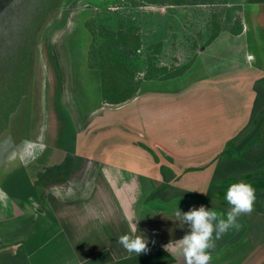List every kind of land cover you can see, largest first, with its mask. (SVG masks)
<instances>
[{
  "label": "rangeland",
  "instance_id": "obj_1",
  "mask_svg": "<svg viewBox=\"0 0 264 264\" xmlns=\"http://www.w3.org/2000/svg\"><path fill=\"white\" fill-rule=\"evenodd\" d=\"M35 1L27 0L26 4L24 0L20 1L14 9L19 12L23 5L27 6ZM253 2L226 0L222 4L133 6L131 0H75L68 4L65 10L57 11L48 18L38 33L35 45L32 47L30 44L27 47L28 51H33L32 59L29 56L26 60L28 62L23 60L27 55L23 35L31 33V29L25 30L21 36L18 34L13 44L12 39L17 35L16 32L22 31L19 26L22 16L18 17L19 13L12 12L16 17L14 24L10 26H7L9 19L0 18V38H3L0 41V92H7V96L11 94L10 98L6 97L4 100V105L12 104V98L18 93L33 96L31 133L25 139L26 142L23 140L22 147L19 146L18 154L9 158L8 163L5 161L0 165V244L20 242L15 255L20 264H61L62 261L64 264L71 249L76 254L82 253V241L72 244L63 242L61 234L54 235L55 231L64 230L66 224L59 228L55 225L60 221L54 218L57 211L53 210L50 203L53 198L60 202L67 201L65 194L71 192L68 189H99L97 185H103L95 163H90L86 168L84 163L79 162L77 165H80V168L74 173L70 172L72 162L66 153L77 154L72 150L74 147L89 159L88 155L94 146L93 160H98L101 155L95 154L102 153L101 145L106 146L109 153L105 155L106 158L104 155L102 158L118 165L121 171L120 179L122 177L125 182H131L141 178L143 187L133 191L139 225L140 222H146L147 217L154 225L151 212L149 216L146 215L145 208L148 205L170 212V215H167L168 220L172 215L176 219L174 212L180 205L184 208L180 209L181 212L199 208L201 205L207 209L226 212L230 206L222 195L230 183L241 180V174L253 170H259L254 176L264 179V171L261 170L264 167L261 162L264 160L258 162L264 157V125L260 128L258 138L253 135L247 142L242 143V149L238 146V143L245 139L244 135L254 128V119L262 120L257 122V125L264 124V71H254L255 67L257 70L256 63L264 59V48L261 47L264 45V34L260 36L249 33L244 37L245 35L240 34L242 31L240 35H233L230 31L236 19L241 22L242 19L251 18L250 14L254 9L264 10V5ZM212 15H215L221 30L218 37L205 46L211 30ZM90 17H94L97 24L109 23L114 26L118 20H122L139 28L141 48L135 60L141 68L144 67L145 57L152 55L149 45L157 40L163 42V49L156 56L159 64L172 67L183 64L194 56L193 62L186 72L178 77L144 80L136 93L137 98L133 100L107 104L103 98L99 99L97 75L94 74L97 72L88 66L87 51L90 38L84 22ZM248 24L252 29L253 24ZM5 43H10L7 49ZM19 55H24L23 59L18 57ZM52 56L60 65V71L54 63L51 65L49 57ZM53 72L57 75L54 76ZM30 77L33 83L29 81ZM148 98L149 104H140ZM2 101L3 98L0 100V107ZM137 101L138 104H135ZM124 105L129 106L121 110ZM26 107L25 102L19 105V115L26 111ZM20 122L11 125L15 135L25 130L28 120L26 122L23 117ZM117 124H125L128 127L121 128ZM17 128H20L21 132H17ZM26 134L28 135V130ZM15 135H11L14 140ZM138 139L154 161L156 158L161 161H155V167L147 166L148 157L140 159L139 153L133 148ZM66 145L68 151L63 150L62 146ZM246 147V154L255 158L252 159L250 168L243 167L246 164L241 162L239 168L236 165L235 171L232 168V171L228 169L227 172L215 176L216 170L220 169L225 161H229V157L241 159L242 157L238 156ZM224 149L227 153H220ZM204 150H207L204 153H208L202 163L205 167L189 169L186 173H179V170L170 168V165L176 169L183 166L184 162L199 161L198 156ZM57 151L64 154L59 156L58 160L62 162L58 165L57 161L52 162L50 158ZM191 152H198V156L182 159L181 163L172 158L175 154L188 156ZM260 154L262 156L257 160ZM144 159L145 161H142ZM126 166L137 170H128ZM158 168H162L161 174H158ZM236 168L241 170L236 171ZM213 172L215 179L233 177L235 180H227L222 189L219 186L222 183L218 181V186L210 188L214 189V194L208 197L205 191ZM165 180L168 185L159 187V183H164ZM122 185L123 188L126 186L124 183ZM127 189H130L129 186ZM173 192L183 194L176 198V203H166L161 199L162 195L165 197L163 193L170 195ZM261 193L260 198L263 200L261 203L255 201L254 207L264 210V190ZM218 202L221 204L215 205ZM38 206L49 210L50 220L53 219L51 223L43 221L41 215L36 216L31 212V207H34L41 213ZM154 220L155 231L159 230L157 235L162 237L164 219L155 214ZM248 223L250 224L249 221ZM180 227L181 230L189 231L188 224L181 222ZM234 230L235 228L230 229L224 235L232 237ZM224 239L222 236L215 241ZM240 239L241 237L237 238L239 241L231 243L228 247L235 258H242L241 251L248 247L243 241L241 243ZM234 244L235 252H232ZM216 247L218 244H214V248ZM14 249L15 247L11 246L9 251ZM34 249L37 250V256L34 254L25 258V263L22 257L29 256ZM226 251L227 248L220 254L224 255ZM155 257V264L163 260L156 254L148 260V264L153 263ZM17 258L10 257L5 260L12 264ZM165 258L169 259L167 256ZM133 259L135 261L139 258Z\"/></svg>",
  "mask_w": 264,
  "mask_h": 264
},
{
  "label": "crops",
  "instance_id": "obj_2",
  "mask_svg": "<svg viewBox=\"0 0 264 264\" xmlns=\"http://www.w3.org/2000/svg\"><path fill=\"white\" fill-rule=\"evenodd\" d=\"M253 1H254L253 3L264 5V2H257L256 0H253ZM253 11L250 14L251 18L249 17L247 19L241 20L242 25H243V30L240 34L245 35L244 37H246V35L249 33H253L256 35L259 34L260 36L264 34V10L261 11V10L254 9ZM249 22L253 24L252 29L249 28V24H248ZM87 34H88V37L90 38L89 33ZM217 37L218 36H216V38ZM261 47L264 48V45H262ZM261 47L259 49H261ZM250 56L251 55H249V57ZM53 63L54 65L57 66V70L60 71L61 68L58 62H56L55 60H52L51 65ZM256 66H257V70H255L256 68L255 67L254 71L263 73L264 59H262L261 62L256 63ZM249 67L250 66H248V68ZM51 69H52V66H51ZM94 74L97 75V73H94ZM53 75L56 76L57 75L56 72L55 73L53 72ZM97 80H98V86H99L98 90L100 92L99 94V99H100L102 98V93L100 89V82H99L98 75H97ZM147 81H150V80H147ZM59 96L60 97L62 96L61 92H59ZM135 97H136V94L134 95V97L131 98V100H133V98ZM139 101H137L135 104H138ZM149 102H150V98L143 100L142 103L140 104L147 105L149 104ZM131 105H134V104H131ZM126 106H129V105L122 106L121 110H123ZM117 112L118 111H116L115 114H117ZM119 125L121 128H124V126L128 127V125H125V124H122V125L119 124ZM119 125L117 124V126ZM132 131L134 130L132 129ZM138 133L140 135L139 131ZM171 142H172V139L170 140V143ZM153 146L155 147L154 144ZM62 147L64 151H68L69 149L67 145L62 146ZM105 147L106 146L101 145L100 149H102V153L95 154L96 156L101 155V157H99L98 160L96 159L93 160L94 158H93L92 151L94 150V146H92L90 154L88 155L90 156L89 157L90 160L88 159V157L86 158L87 155H84V154L81 155V153H79L78 150L75 149L76 147H74V149L72 150H74V152H77V154L71 155V154L66 153L67 155L70 156V161L72 162V165H71L72 171H70L71 173H74L77 169L80 168L79 167L80 165H77V163L79 162L84 163L83 165L86 168L89 166L90 163H95L97 173L102 178L103 185L101 186L97 185L99 189H94V188L93 189H68V191H71V192H68L69 194L67 193L65 194V198L67 197V201L65 202L61 201L62 203L59 200H57V198L51 199L50 203H52V206L54 208L53 210L57 211V213H55V217L54 216L53 217L56 218L58 221H60V223L55 224V225H58V228H59V226H61L62 224H66V226L63 227V229L66 232L64 230H57L54 232V235L61 234L60 236H63L61 239L63 242L64 241L72 242V244H74L75 242L82 241V244H83L81 245L82 253L76 254L75 251L71 249V252L68 255L69 257L64 261V264H148V260H150V258L153 257L149 253L150 250L152 249H159L169 259L170 258L172 259L168 261L169 259L166 260V258L163 257L164 260L162 261L159 260L157 264H185V260L182 255H170L168 252L164 250V246L168 244L170 241L179 240L186 234L187 232L186 230L185 231L181 230V227H180L181 221H177V219H174V217H172L173 215L171 216L172 218L169 216L170 219L168 220L167 215H170V212H166L165 209H160L156 206L155 207H150L149 205L147 206V200H145L144 203L147 206V208H145L146 209L145 211H147L146 215L149 216L151 212L152 214L151 219L154 221V225H152L148 217L146 219V222H140L141 224L139 225V219H137V215H136L137 206H136V202L134 201L135 196H134L133 191L134 189H139V187H143L142 183H140L141 178L138 180L131 181V182L130 180L128 182H125L122 177L120 179L121 171L119 170L118 165L112 164L110 160L105 159L106 158L105 155L109 153V150H106ZM144 147L141 145V141L139 139L136 141V145L133 146L135 151L139 153L140 159L144 158L145 156L148 157L147 166L155 167L154 162L155 161L158 162L159 159L156 158V160L154 161L151 154L148 153L144 149ZM206 151L207 150L202 151L199 154V156H198V152H191L190 154H187L188 156H184V155L182 156V155L175 154L176 156H173L172 158L175 160V162L178 161V163H181L182 159L190 158L193 155L198 156L199 161L197 160L195 162H184L183 166L181 165L180 167L176 169L174 168V166L170 165V168H173L174 170H177V171L179 170V173H180V171L184 172V169L187 166L203 165L202 164L203 159L208 154V153H204ZM213 151H214V148L212 149V152ZM55 154H57V156H55ZM52 155L53 156L50 157L52 162L57 161L56 165L61 164L62 161L58 160V158L59 156L61 155L63 156L64 154L61 151H57L56 153L54 152ZM103 155L105 158H102ZM142 161H145V159ZM73 162L76 163V165ZM85 162L88 164H85ZM141 162H139L140 167H141ZM126 169L137 170V169L129 168L128 166H126ZM161 169L162 168H158L159 170V171L157 170L158 174L159 172L161 174L162 172ZM166 181L167 180H165L164 183H166ZM123 183L126 184L124 188L122 185ZM164 183L161 181L159 183V187L162 186V184ZM167 185H168V182L166 185H164V187ZM127 186H129L130 189H127ZM163 194L165 195V197L161 194L162 195L161 199H163V201H165L166 203H170V202L176 203L177 201L176 198H178V196L180 195H183L181 194V192H173L170 195L165 194V193ZM131 196L133 197L132 199H131ZM262 200L263 199L260 198L258 199V202L261 203ZM218 204H221V202L215 203V205H218ZM38 207H39V210H41V213L39 212L40 214L37 212L38 209L35 210L34 207H31L30 209L31 212H34L35 213L34 215L36 216L41 215L43 221H48L49 223H51L53 219L50 220L51 214L48 213L49 210L42 208L41 206H38ZM176 208H178L179 210L184 209L182 205L177 206ZM155 214H159L161 218L164 219L163 220L164 221V224H163L164 233L162 237H158L157 235L159 230L155 231L156 230L155 229L156 224L154 220ZM240 218L242 220L238 219V222L241 226L238 230L237 229L234 230L235 233L232 235V237L223 235L225 238L224 241L222 240L215 241V244H218V247L216 248L213 247L212 249L209 250L212 256L210 264H264V210L260 207L259 208L254 207V210L252 211L250 215L248 216L245 215ZM248 221L250 222V224L248 223ZM130 222H134L137 224L138 226L137 234L141 236H145L148 241L149 250L146 253H141L139 256L135 253H129L119 243L120 236L124 234H131V223ZM184 224L187 225V223H184ZM240 237H241L240 242L243 241L246 244L245 246H248V247L242 250L243 252L241 251L242 258L240 256L235 258L234 254L230 253V251L228 250V247L231 245V243L235 241H239L236 239ZM258 244H260V246H257ZM11 246L15 247V249L12 251H9ZM19 246H20V242H16V241L12 243L8 242L5 244H0V264H8L5 258H10V257H13L14 259L17 258L15 257V255H17ZM87 246L89 247L86 249ZM234 246L235 244L233 245V250L235 248ZM242 247H243V244L242 246L239 247V249L241 250ZM225 248H227V251L225 252L224 255H221L220 254L221 251L224 250ZM36 249L31 251V253L33 254L30 253L29 256L26 255V257H22V258L25 260V258L26 259L30 258V256L32 257L34 254L37 256ZM232 252H235V250ZM10 253L11 255L9 256ZM136 257H138L139 259L134 261L133 258H136ZM17 261H18V258L15 261H13L12 264L14 263L20 264L19 261L18 263ZM26 262L27 261L25 260V263ZM61 264H63V261L61 262ZM151 264H155V260L153 261V263L151 262Z\"/></svg>",
  "mask_w": 264,
  "mask_h": 264
},
{
  "label": "trees",
  "instance_id": "obj_3",
  "mask_svg": "<svg viewBox=\"0 0 264 264\" xmlns=\"http://www.w3.org/2000/svg\"><path fill=\"white\" fill-rule=\"evenodd\" d=\"M23 0H9L6 4L3 5V8L0 10V18L2 20L9 19V23L7 26H10L14 24L15 20V13H19L18 17H21V22L19 26L22 27V31L18 30L16 33L17 35L12 39L13 44L15 43L18 34L21 36L23 35V32L25 30L31 29V33L23 35V43L26 44L25 48L27 49L25 56V59H23L24 55L21 57L20 55L18 57H21L24 62L27 59H32L33 51H28V46L31 44L32 47L36 43V38L38 37V33L41 30L42 26L45 24V22L55 14L57 11H63V9L70 4L71 2H74L75 0H36L35 2H32V4L29 5H23L21 11H17L14 9L18 6V3ZM27 0H24L26 4ZM257 2H264V0H256ZM226 0H131V5L133 6H140V5H162V4H197V3H208V4H222L225 3ZM15 5V6H14ZM4 10V13H3ZM65 10V9H64ZM15 13H12L14 12ZM17 17V18H18ZM20 19V18H19ZM211 30L208 36V39L205 41V46L211 43L212 40L216 38V36L219 34L221 30V26L219 22L217 21L215 15H212L211 17ZM84 25L86 29L88 30L89 36H90V43L88 46L87 51V60H88V66L89 68L95 70L97 72L99 82H100V89L102 93L103 101L107 104H120L123 103L132 97L137 93L139 90L142 82L144 80H165V79H171L174 77H177L181 74H183L192 64L194 56L186 61L183 64L180 65H174L172 67H168L164 64H159L157 61V55H159L163 49V42L161 40H157L152 42L149 47L152 48V55H147L144 60V67L141 68L139 64L136 62L137 53L141 48V35L139 33V28L134 27L133 25L129 23H125L122 20H118L116 24L113 26L109 23H101L97 24L96 19L94 17H90L87 20H85ZM230 31L233 35H237L242 31V23L240 20L236 19L231 27ZM3 38H0V41H2ZM6 41V40H4ZM22 42V40H21ZM10 46V43H5L6 49ZM17 46V45H16ZM14 47L16 50L17 47ZM5 49V48H4ZM13 49V48H12ZM25 49H22L24 51ZM7 51V50H6ZM6 53V52H5ZM21 53V52H20ZM49 56H51L50 51L48 52ZM9 55H5V57H8ZM51 61L53 60V56L49 57ZM33 62V61H32ZM33 65V63H32ZM31 65V66H32ZM31 69V67H30ZM32 74V72H30ZM5 76V75H4ZM34 77V76H33ZM0 75V79H1ZM7 78V76H6ZM5 79V78H3ZM19 79V77H18ZM29 81H32L31 77L29 78ZM1 83V82H0ZM32 83H30L32 85ZM2 84V83H1ZM0 84V85H1ZM32 87L29 88L31 90ZM0 100L3 98L1 107H0V122L2 123V127L0 128V138L5 135L6 133H10L11 135H15L11 125L16 124L21 121V118L23 120V117L25 118V121L27 122L25 130L21 132L20 128L16 129L17 132H21L20 136L22 138L27 139L31 133L32 130V105H33V96H31L32 92H30V96L28 97L26 94L22 95V93H18L16 97L12 98V104L10 105H4V100H6V97L10 98V95H8L7 92H0ZM27 106L26 111L23 112L22 115H19V112L17 111L19 105L21 103H24ZM31 109V110H30ZM31 113V114H30ZM253 119V118H252ZM254 128L251 130L250 133L244 135L245 139H243V142H239L238 146L242 149V143L247 142V139L251 136H255V138H258L260 134V128L263 127L264 124L257 125V122H262V120L254 119L253 121ZM22 123V122H20ZM21 125V124H19ZM28 130V135L26 134ZM6 132V133H5ZM5 133V134H4ZM13 133V134H12ZM26 135V136H25ZM16 136V141L19 140L18 135ZM243 136V135H242ZM248 136V137H247ZM254 138V137H253ZM250 142V141H249ZM248 142V143H249ZM250 145V144H249ZM249 145H247L249 147ZM143 146V145H142ZM246 146V144H245ZM224 150H221L220 153H227ZM247 147L245 148V152L243 151L242 154H240L239 158H233L229 161H225L223 163L222 167L220 169L216 170V175H221L225 172L231 170L234 168L233 171H235L236 165H241V162L246 164L243 167L250 168V163L253 161L252 159H255L253 157L248 156V153L246 154ZM26 152V150H25ZM27 153V152H26ZM264 154V151H263ZM228 155V154H226ZM224 156V155H221ZM262 156L260 154L258 157ZM262 159L258 162L260 163L262 160H264V157H261ZM257 162V163H258ZM249 163V165H248ZM261 163H264L261 162ZM205 167V165H199V166H187L184 171H187L189 169H201ZM236 168V171H239ZM243 169V168H242ZM227 170V171H226ZM264 171V167L261 169ZM259 170H253V171H246L244 174H241L240 179L244 180L246 182H250L253 187L256 190V200L260 199L262 197L261 191L264 190V179L263 177H256L254 176L256 173H258ZM214 172L211 177V180L208 181L207 189L205 191V194L210 197L214 194V189H210L213 187L218 186L217 182L220 181L222 184H219L220 188L222 189L223 184L226 183L227 180H235L233 177H222L219 179H215ZM162 184V187L167 184ZM226 185V184H225ZM225 194L222 195L224 197ZM159 249H152L150 250L151 256L159 255V258L166 257L164 253H160ZM154 254V255H153ZM156 257L154 258V260ZM164 260V258H163ZM172 260L171 258L168 260ZM162 261V260H160Z\"/></svg>",
  "mask_w": 264,
  "mask_h": 264
},
{
  "label": "clouds",
  "instance_id": "obj_4",
  "mask_svg": "<svg viewBox=\"0 0 264 264\" xmlns=\"http://www.w3.org/2000/svg\"><path fill=\"white\" fill-rule=\"evenodd\" d=\"M230 206L226 212L207 209L203 205L181 212L178 208L174 215L177 221L189 225V231L179 240L170 241L164 250L170 255H182L185 264H210V249L215 240L220 239L230 229H239L238 219L250 215L254 210L256 190L250 182L239 180L230 183L224 195ZM131 223V234L120 236L119 243L129 252L138 256L146 253L148 241L145 236L138 235V226Z\"/></svg>",
  "mask_w": 264,
  "mask_h": 264
},
{
  "label": "flooded vegetation",
  "instance_id": "obj_5",
  "mask_svg": "<svg viewBox=\"0 0 264 264\" xmlns=\"http://www.w3.org/2000/svg\"><path fill=\"white\" fill-rule=\"evenodd\" d=\"M9 2V0H2L0 2V10L3 8V5ZM19 140L16 141L12 139V136L10 133H7L5 136L3 135L0 138V165L2 163H8L7 160L11 157H15L18 153L19 146L22 147L23 140L25 141V138H22L20 134L18 135ZM26 142V141H25ZM24 144V142H23Z\"/></svg>",
  "mask_w": 264,
  "mask_h": 264
},
{
  "label": "water",
  "instance_id": "obj_6",
  "mask_svg": "<svg viewBox=\"0 0 264 264\" xmlns=\"http://www.w3.org/2000/svg\"><path fill=\"white\" fill-rule=\"evenodd\" d=\"M2 0H0V2H1Z\"/></svg>",
  "mask_w": 264,
  "mask_h": 264
}]
</instances>
